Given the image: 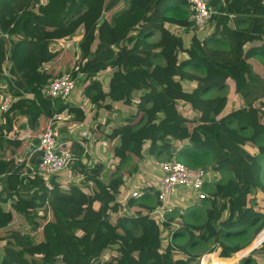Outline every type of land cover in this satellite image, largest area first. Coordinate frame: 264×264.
<instances>
[{"label":"trees","instance_id":"obj_1","mask_svg":"<svg viewBox=\"0 0 264 264\" xmlns=\"http://www.w3.org/2000/svg\"><path fill=\"white\" fill-rule=\"evenodd\" d=\"M209 4L216 10L213 31L201 36L192 29L188 0H0V93L14 95L0 120V181L8 185L0 189V264H96L106 252L100 264H201L199 247L220 248V257L207 263L220 264L264 229L258 202L264 192V0ZM181 29L192 33L189 45ZM6 34L18 38L10 42ZM70 40L96 113L133 109L140 119L128 116L105 134L114 164L108 181L106 165L83 162L85 143L71 140L72 171L83 182L65 188L54 176L39 191L43 181L26 165L20 117L33 128V142L56 113L65 130L89 118L86 106L44 94L62 74L54 63ZM108 66L105 87L97 76ZM229 79L241 102L226 112L228 97L208 93ZM39 155L31 158L34 165ZM149 156L224 177L207 183L208 198L185 212L175 209L161 228L150 216L158 202L154 186L119 199ZM176 214L183 226H175ZM199 216L202 221H190ZM260 251L264 241L235 264H259Z\"/></svg>","mask_w":264,"mask_h":264},{"label":"built area","instance_id":"obj_2","mask_svg":"<svg viewBox=\"0 0 264 264\" xmlns=\"http://www.w3.org/2000/svg\"><path fill=\"white\" fill-rule=\"evenodd\" d=\"M188 2L192 29L200 33L205 32L207 35L211 33L213 31L211 20L213 15L216 13L215 8L209 4V0H188ZM231 17H234V15H231ZM180 31L185 32L183 29ZM189 34L192 35V33ZM5 37L10 42H13L18 38L17 36H10L9 34H6ZM189 44L190 41L187 45ZM76 48L77 49L75 52L77 59L79 56L77 44ZM10 69L11 64L7 60L3 66V71L6 75H8L10 73ZM105 72L109 73L110 75L111 66H108ZM101 74L102 73H100L97 77L100 78ZM82 77H85L84 73L79 71V65L74 64L71 66V68L62 72L61 75L52 78L45 86L44 94L51 100H60L67 103L72 97L73 93L76 91ZM13 102V93L8 90H2L0 93L1 121L3 120L2 116L9 111ZM61 124H64L63 115L56 113L53 116V119L39 133L38 142L31 141L28 148V162L26 165L29 169H31L32 177L38 176L43 181L42 184L37 186L39 191L48 190L50 188L51 180L54 176H58L59 181L63 183L65 188H69L70 186L69 183L64 184L66 183L65 180L62 181L60 178L61 176L67 174L72 164L75 162V160H77V157L74 155L70 147V141L67 140L66 133L61 131ZM36 153H40L38 165H34L31 162V158ZM87 153L88 149L85 147L84 156H86ZM109 155H111V152ZM150 168L151 179L150 183H147L146 185H152L158 191V202L153 207L150 216L161 228L163 227V224L169 219L174 210L177 207L179 208L178 202L183 199V197L189 196V202H193L194 198L197 200L206 199L210 196L209 192L206 190V188L209 187L207 183L215 181L213 176L216 173L214 171L203 168L189 167L178 161L176 158L165 160L162 158L153 157L151 161V167H143L142 172L147 170L149 174L148 170ZM151 172L153 174L152 176ZM70 177L71 174L65 177V179ZM129 180L127 181V185H129ZM142 188L141 186H136L129 189V187L125 186L122 188V194L119 199L125 202L130 196L140 197L143 194ZM179 198L181 199L179 200ZM11 203L12 201L10 204ZM261 233L248 247L238 251L233 255V257L236 255L238 256L236 262L243 260L253 249L262 244L264 238L258 244H254ZM106 255L107 252L99 258L96 264H100ZM211 257L219 258L220 248L214 252L204 253L201 257V264H207Z\"/></svg>","mask_w":264,"mask_h":264},{"label":"crops","instance_id":"obj_3","mask_svg":"<svg viewBox=\"0 0 264 264\" xmlns=\"http://www.w3.org/2000/svg\"><path fill=\"white\" fill-rule=\"evenodd\" d=\"M43 1H46V0H43ZM198 34L200 35V32H198ZM201 34L202 35L204 34L203 36L207 35L205 32H201ZM70 41H67V42H70ZM50 65L51 64H46V67L48 68ZM109 78H110L109 73L102 72L99 79L102 81L103 84H105V81H107L106 84L104 85L105 87H107ZM83 89L87 90L85 84L83 85L82 90H76L73 93L72 97L67 103L72 104V105L86 106L90 111L89 118L85 122H81L79 124L70 126L66 130L64 129V124H61V127H60L61 131L66 133L67 140L70 141V143H71V140H79L85 143V147L88 149V153L86 154V156H84L83 162H87L90 165H92L94 162H103L106 165V169L113 170L114 168L113 158H111L112 155H109L110 153L109 143L105 137V134L109 133L114 127H116L114 126V118L117 115L116 112H119V110L116 107L112 111L103 109V110H100L99 113L97 114L96 109L94 108V105L88 103L87 101L88 94H86V92ZM98 132L100 133V135ZM109 158H111V162ZM152 158H153L152 156L147 157L141 163V168H140L141 170L135 175L137 177L135 181H137V183L140 184L139 186H141V188L146 186L147 183H150V180H148V179H151L149 174L146 175V177L148 178V179H145L146 181H143V177H139V176H140V173L142 172L143 167L145 166L148 168L151 167ZM144 172H147V170H145ZM215 173L216 175L214 174L213 177L215 178V180H219L220 173L219 172H215ZM76 176H79V175H76ZM79 178L82 179V176H80ZM132 187H136V186H132ZM180 199L181 198H179V200ZM260 199L258 201L259 205L264 210V194L263 193H261ZM182 200L183 199H181L179 203ZM263 238L264 237L260 238L258 243ZM256 255L259 258V264H264V252L262 251L257 252ZM237 259H238V256L236 255L230 261L223 260L220 262V264H234Z\"/></svg>","mask_w":264,"mask_h":264},{"label":"rangeland","instance_id":"obj_4","mask_svg":"<svg viewBox=\"0 0 264 264\" xmlns=\"http://www.w3.org/2000/svg\"><path fill=\"white\" fill-rule=\"evenodd\" d=\"M186 44L189 43L190 39H191V35L190 34H187L186 32H181ZM206 36V35H205ZM157 37H154L153 39H155ZM64 52L63 54H60L56 60H55V63H54V68L58 71V70H62V72H64L65 70L71 68V66L74 64L75 60H76V43H74V41H70V42H67L64 44ZM181 58L182 59H185L186 58V55L184 54H181ZM201 74V73H199ZM81 82H79L78 86H77V89L76 90H82L83 88V81L80 80ZM183 81L189 85V81L183 79ZM107 81H105V84H106ZM104 84V85H105ZM86 94H88L90 92L89 89L85 90L83 89ZM139 92V91H136V93ZM217 94H220V95H226L229 99V104H228V107L226 108V112H229L231 111L235 106L239 105L241 100L239 98V96L234 92V82L232 79H229L227 81V84H226V87L223 88V89H220V88H217V89H213L211 92L208 93V96H214V95H217ZM116 116L114 118V126H119L121 125L122 123L125 122L126 118L128 116H135L137 117V119L139 120L140 119V116L134 112L133 109H131L130 111H128L127 113H124V112H116ZM112 120V119H111ZM19 124H24L23 125V128H24V132L22 133V135H25V141L26 143L28 144V148H29V145H30V142L32 140V136H31V130H33V128H31L28 123H27V118L25 117H20V120H19ZM108 125V124H106ZM27 148V149H28ZM110 162H111V158H109ZM146 167V166H145ZM144 167V168H145ZM114 169V168H113ZM150 170L151 168L148 170L149 171V175H150ZM71 174V177L70 178H67L65 179V177H67L68 175ZM148 174V172H141L140 173V176L138 174L139 177H143V181H146L145 179H148L146 177V175ZM152 172H151V176H152ZM216 175V174H215ZM112 176V169H106L105 171V174L103 176V180L104 181H108L110 179V177ZM80 176H76L73 171H72V166L71 168L68 170L67 174L66 175H63L61 176V180H65L66 183L64 184H81L83 181L81 178H79ZM224 177L223 174H220L219 175V179H222ZM136 176H134L132 179L129 180V185H126L127 187H129V189L132 188V186H137V187H140L139 183H137L136 180ZM150 180V179H148ZM263 180H264V176H263ZM7 187L8 185H4L2 183V181H0V189L2 187ZM128 189V190H129ZM264 194V192H263ZM189 196H185L183 197V200L178 204H179V208L177 207L176 209L179 210V213L180 212H185V210L190 207V206H193V205H197L198 203H200L201 201L200 200H197L194 198V201L193 202H189ZM262 199V198H261ZM260 199V200H261ZM192 201V200H191ZM189 204V206H188ZM176 225L175 226H183V222L185 221L184 218H181L180 216H177L176 214ZM203 219V216H199V217H195V218H192L190 221L192 222H200L202 221ZM263 234V233H262ZM261 236L257 239V243L255 244H258V241L260 240ZM195 252H201V253H206V250L199 247V248H196L194 249Z\"/></svg>","mask_w":264,"mask_h":264},{"label":"water","instance_id":"obj_5","mask_svg":"<svg viewBox=\"0 0 264 264\" xmlns=\"http://www.w3.org/2000/svg\"><path fill=\"white\" fill-rule=\"evenodd\" d=\"M263 230H264V229H263ZM263 230H262V231H263ZM262 231H261V232H262ZM261 232H260V233H261ZM260 233H259V234H260ZM259 234H258V235H259Z\"/></svg>","mask_w":264,"mask_h":264}]
</instances>
